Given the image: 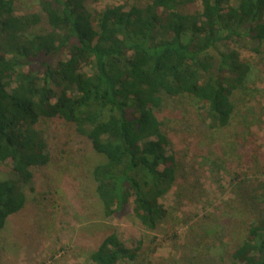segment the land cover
<instances>
[{"label":"trees","instance_id":"trees-1","mask_svg":"<svg viewBox=\"0 0 264 264\" xmlns=\"http://www.w3.org/2000/svg\"><path fill=\"white\" fill-rule=\"evenodd\" d=\"M17 1L0 0V165L9 164L17 177L0 180V231L24 207L22 184L50 162L44 127L56 119L106 158L91 171L103 216L130 210L143 227L156 229L180 170L159 118L164 97L191 98L211 132L228 128L236 92L253 72L236 46L249 44L264 58V0H200L201 11L193 12L187 6L194 0L102 11L90 10L87 0H30L39 12L24 14ZM40 13L49 26L44 33L34 29ZM260 178L249 188L234 177L253 221L221 264H264V173ZM139 251L110 233L89 264L134 262Z\"/></svg>","mask_w":264,"mask_h":264},{"label":"rangeland","instance_id":"rangeland-1","mask_svg":"<svg viewBox=\"0 0 264 264\" xmlns=\"http://www.w3.org/2000/svg\"><path fill=\"white\" fill-rule=\"evenodd\" d=\"M147 2L87 0L86 5L102 11L118 4L143 7ZM32 4L18 0L16 11L39 12ZM187 11H201L200 0ZM40 15L34 29L44 33L49 26ZM247 45L236 48L253 72L244 91L236 92L237 110L228 128L211 132L191 98L164 97L159 118L169 154L180 170L162 200L167 214L156 229L143 227L130 210L124 217L103 216L91 171L106 158L95 153L73 125L56 119L44 127L50 162L34 168L31 182L22 184L24 207L7 218L0 231V264H89L90 253L110 233L127 248L140 246L134 262L120 264H221V257L228 258L246 235V222L253 221L245 206L248 195L236 194L240 192L234 177L241 175L250 188L264 173V58ZM218 160L225 164L218 165ZM5 179H17L9 164L0 165V180Z\"/></svg>","mask_w":264,"mask_h":264}]
</instances>
